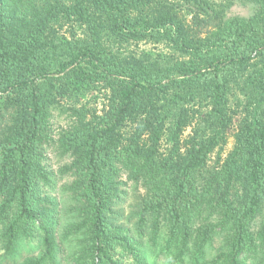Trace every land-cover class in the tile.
Wrapping results in <instances>:
<instances>
[{
    "label": "trees",
    "instance_id": "16d2710c",
    "mask_svg": "<svg viewBox=\"0 0 264 264\" xmlns=\"http://www.w3.org/2000/svg\"><path fill=\"white\" fill-rule=\"evenodd\" d=\"M24 246L264 264V0H0V249Z\"/></svg>",
    "mask_w": 264,
    "mask_h": 264
},
{
    "label": "rangeland",
    "instance_id": "374dc122",
    "mask_svg": "<svg viewBox=\"0 0 264 264\" xmlns=\"http://www.w3.org/2000/svg\"><path fill=\"white\" fill-rule=\"evenodd\" d=\"M252 7L246 4L237 3L233 6L230 11L231 15L238 16H247L251 13ZM232 145V138H229L227 150L230 149ZM32 248L30 249L28 246L21 247L18 251L13 254H5L3 250L0 249V264H15L17 261H21L26 256L30 255V253L34 256L35 253L32 252Z\"/></svg>",
    "mask_w": 264,
    "mask_h": 264
}]
</instances>
